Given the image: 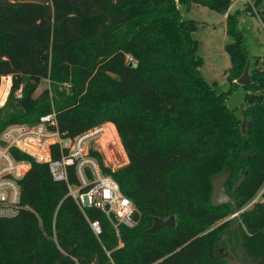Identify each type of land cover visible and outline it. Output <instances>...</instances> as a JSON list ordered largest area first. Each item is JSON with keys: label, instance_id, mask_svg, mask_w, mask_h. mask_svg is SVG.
Segmentation results:
<instances>
[{"label": "trees", "instance_id": "trees-1", "mask_svg": "<svg viewBox=\"0 0 264 264\" xmlns=\"http://www.w3.org/2000/svg\"><path fill=\"white\" fill-rule=\"evenodd\" d=\"M191 3L226 13L231 0H0V78L11 75L9 95L21 109L0 116V131L51 112L65 137L103 120L114 123L128 163L112 170L99 151L90 153L139 211L133 227H119L123 247L106 250L118 236L104 214L95 208L83 213L45 163L14 152L31 163L20 180L27 208L0 219V264H197L204 246L216 264H227L213 252L221 225L207 233L176 222L151 233L145 225L153 216L175 213L209 225L225 217L223 208L231 205H210V177L225 165L228 193L230 167H248L234 192L239 209L264 182V96L253 93L264 91V66L249 53L238 26L240 16L254 10L264 28V0H249L242 11L226 15L231 86L250 60L251 80L243 85L249 91L245 133L235 110L225 105L231 88L217 91L200 73L198 42L191 36L195 23L178 7ZM43 79L75 89L104 79L106 87L93 99L62 97L52 109L41 101L48 89L34 96ZM70 182H76L72 172ZM198 188L209 210L195 203ZM93 219L101 223L98 236L88 222ZM239 219L243 250L264 256V203L243 210Z\"/></svg>", "mask_w": 264, "mask_h": 264}, {"label": "rangeland", "instance_id": "rangeland-1", "mask_svg": "<svg viewBox=\"0 0 264 264\" xmlns=\"http://www.w3.org/2000/svg\"><path fill=\"white\" fill-rule=\"evenodd\" d=\"M248 1L249 0H231V4L226 13L209 9L206 6L197 3H191L188 9H185L181 5L178 6L184 17L192 19L195 23V29L192 31L191 36L198 42L197 54L201 58L200 73L208 83L215 84L217 91H226L227 89L231 88L225 100V105L228 108L235 110L236 116L240 118V131L242 133H245L248 126V119L242 116V112L247 106V103H245L244 99L249 91L243 85L237 84L231 86L229 84L228 68L230 66V61L225 50V45L231 41V38L226 33V15L228 13H234L237 10L242 11L246 5V2ZM253 13H255L254 10L245 12L242 17L240 16L238 20V26L244 33L245 44L249 50V53H252L251 55H258L259 58H261L259 62L263 61V67L264 28L258 16ZM11 81V75L2 76L0 78V89L3 85L2 90H0V107L2 108L0 116H10L21 112L17 98L9 95ZM104 87H106V81L104 79L93 84H85V86L78 87L76 89L69 83H49L48 79H43L34 92V96H38L44 89H48V96L41 101L42 103L49 102L51 104V108L54 109L56 100H64L62 97H73L80 99L83 96L86 98L92 96L91 99H93L96 92ZM253 93H262V96H264V91L261 89ZM254 98V100L257 99V97ZM97 126H104L106 130L102 134L95 137L91 141V145L98 148L102 155L104 164L112 170H117L125 166L128 163V158L123 149L114 123L103 120L89 127V129ZM246 168L248 167L243 165V167L241 166L239 172H235L234 168L230 167L232 175L228 184L229 193L231 192L234 179H236L241 174V172L245 171ZM203 197V192L200 190V188H198L195 191V203L202 204L207 210H209V204L206 200H204ZM250 201L251 199L248 202L243 203L240 206V210L243 211L250 209L252 207V205L249 204ZM76 205L78 206L77 203ZM85 209L87 210L88 208ZM223 211L227 212L225 217L215 221L211 225L204 224L203 222L194 218L185 217L179 213L172 215L175 217L176 223H179L180 225H193L200 231V233H207L208 231L214 230L216 227L221 225L222 228L217 232L218 236L216 237V239L219 237L218 244L215 247L213 246V252L219 256L218 251L220 247L226 246L228 241L231 242V208L226 206L223 208ZM138 214L139 211L136 210L135 218L138 216ZM237 219L238 223L240 224L241 222L239 215L237 216ZM145 225L150 227L152 225V220L150 219L147 221ZM40 230L44 236H48L46 228L41 227ZM167 234L172 235L173 232L168 231ZM235 245H239V239L237 236H235ZM121 247H123V242L118 237L115 239V241H112L109 244V248H106V250H114ZM111 264H115V261L111 260ZM197 264H216V261L211 258L210 250L207 246H204L203 249L199 251Z\"/></svg>", "mask_w": 264, "mask_h": 264}, {"label": "built area", "instance_id": "built-area-1", "mask_svg": "<svg viewBox=\"0 0 264 264\" xmlns=\"http://www.w3.org/2000/svg\"><path fill=\"white\" fill-rule=\"evenodd\" d=\"M16 96H21L20 90ZM105 130L104 126H97L74 137H65L59 131L55 112L40 116L33 124L6 125L0 131V219L13 218L27 208L21 202L20 180L31 163L17 157L14 152H18L27 154L37 163H45L52 179L66 184V197H71L83 213L85 208L100 210L118 237L120 226L133 227L137 222L133 202L90 153L99 151L91 141ZM70 172L76 178L75 183L70 182ZM258 202L264 203V182L249 204ZM88 222L93 233L100 235V220Z\"/></svg>", "mask_w": 264, "mask_h": 264}, {"label": "water", "instance_id": "water-1", "mask_svg": "<svg viewBox=\"0 0 264 264\" xmlns=\"http://www.w3.org/2000/svg\"><path fill=\"white\" fill-rule=\"evenodd\" d=\"M250 60L246 61V64L243 68L242 74L238 79L235 80L236 83L240 85H246L250 82ZM242 156L248 157L247 153H244ZM247 171L241 172V174L235 179L232 186V193L227 192L226 184L230 177V172L227 170L225 165L223 170L212 175L210 177V183L212 186V191L210 194V205L213 207H219L223 205H231L232 208V227L233 232H237L240 243L237 249V256H229L219 251V257L226 262L227 264H264V256L257 258L250 257L242 247V237H241V225L238 223L237 216L242 212L237 208L235 203L234 192L241 185L242 181L246 178ZM175 225V217L173 215L166 217H152V225L147 229L148 232L154 233L160 230L164 226H173Z\"/></svg>", "mask_w": 264, "mask_h": 264}, {"label": "flooded vegetation", "instance_id": "flooded-vegetation-1", "mask_svg": "<svg viewBox=\"0 0 264 264\" xmlns=\"http://www.w3.org/2000/svg\"><path fill=\"white\" fill-rule=\"evenodd\" d=\"M231 228H232V230L230 231V233H231V242L228 241L226 243V246L220 247L219 251H221L224 254H228L229 256H237V252L236 251H237L239 245L238 246L235 245V236H237L238 238H239V236H238L236 231L233 232V227H231ZM239 243H240V239H239Z\"/></svg>", "mask_w": 264, "mask_h": 264}, {"label": "crops", "instance_id": "crops-1", "mask_svg": "<svg viewBox=\"0 0 264 264\" xmlns=\"http://www.w3.org/2000/svg\"><path fill=\"white\" fill-rule=\"evenodd\" d=\"M252 54V53H251ZM127 161H128V159H127Z\"/></svg>", "mask_w": 264, "mask_h": 264}]
</instances>
